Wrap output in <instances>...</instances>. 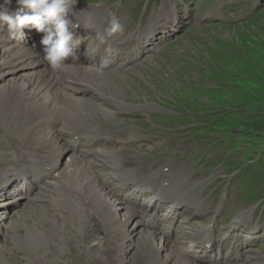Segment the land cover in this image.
Returning <instances> with one entry per match:
<instances>
[{
	"label": "rangeland",
	"instance_id": "rangeland-1",
	"mask_svg": "<svg viewBox=\"0 0 264 264\" xmlns=\"http://www.w3.org/2000/svg\"><path fill=\"white\" fill-rule=\"evenodd\" d=\"M83 3L88 4L87 8ZM78 4L83 5V9L90 11H93V6H97L96 12L99 11L102 21L108 24L111 15L115 14L124 26V33L119 34L118 39L128 36L137 29L147 27L152 19L154 22L157 17H160L158 13L162 8H172L177 11L178 19L165 25L168 27L162 26V28H166L165 34H159L158 30L161 27L157 30L156 41H153L152 44L149 43L151 45L150 52L142 55L131 65L123 66L117 70H104L106 73L119 72L121 75H125L123 79L117 77L113 82L104 85V89L110 88L111 94L118 97L120 101L147 107L121 112L113 108L108 101L98 99L97 102H93L94 105L101 103L102 108L106 109L110 116L107 117L108 121L104 120V123L98 124L94 130H104L105 132H100L105 135H108V132L110 135H117L119 141L113 138V141L117 142L102 147L109 146L110 150L125 148L118 156L122 171L127 168L146 177L152 175L156 178L157 176L158 178L154 181L160 186L164 182V175L171 173L172 168V173L178 178L176 184L189 187L196 185V189L193 190L194 199L190 193V203H198L201 206V212L197 219L195 218L196 220L191 222L190 229H193L192 225L199 229L197 232L211 227L216 218L218 222L215 227L217 229L222 228V225L226 226L229 208H231V213L250 211L251 218L244 231V227L234 234H230L228 231L226 247L221 245L226 234L223 232L218 235L215 232L220 242L217 241L212 256L217 254L219 262L227 261V264H264V212L255 211V207L239 208L240 200L234 192L231 193L230 198H227L230 191L235 189V181L230 182L231 177L224 178L223 176L224 166L227 175L237 171L243 176L246 169L249 172L254 171L261 163L255 156L262 140H264V0H78ZM7 34L6 30L3 36L9 43L17 42L20 45L15 38H11ZM29 34L32 36L31 33ZM31 36L28 37L29 40ZM7 75L8 73L1 77H7ZM108 77L113 79L110 74ZM1 83L2 79L0 78ZM87 94V92L81 93V95L77 93L72 96L82 104L80 106L82 111L91 108L90 105L84 103L87 101L84 100L88 97ZM74 99L70 103H74ZM197 124L208 126L211 132L200 129V134L195 136ZM202 132L206 134V139L203 141H201ZM119 133L122 137L118 135ZM191 137L197 143L188 141ZM144 138H147L149 143L145 142ZM69 139L70 136L66 134L64 137L66 142L63 141V144L69 145V142L67 143ZM126 139L132 140L126 141ZM21 144L30 145L31 143L24 144L19 137L8 135L0 128V146L2 147L0 149H3L0 151V165H10L13 161L23 158L25 156L23 152L30 151L27 147L23 148L24 146ZM221 145H225L226 151ZM158 146L159 149H157ZM16 150L19 154L16 153ZM3 154L5 155L2 157ZM65 158L66 155L63 156V160L59 164V172L64 168L62 162L66 160ZM253 160L256 162L249 165ZM88 161L104 165L103 167L107 171L102 173V176H105L108 181L115 179L112 178L115 176L114 173L107 167L108 163L101 162L94 156L87 158L85 163ZM142 165H145L144 170L141 168ZM146 165H148L147 172H145ZM22 166L24 165L22 164ZM127 169L125 171H128ZM49 176L46 180L49 179ZM189 177L193 179L187 182ZM22 180L19 178L7 190H0V195L3 196L0 197V204L3 205L0 206V216L5 217L7 222H16L27 209L32 212L38 211L37 208L40 204L31 197L33 192L28 191L31 199L26 200L20 199L21 192L15 194L24 190L22 187L24 181L23 184H19ZM244 189L249 193L245 202H248L250 196L257 193L264 197V182H261L260 179L255 180L251 186ZM104 190L108 194V189ZM120 192V197L123 193L127 194V191L120 190ZM36 195L37 193L34 192L32 196L36 197ZM130 197L134 199L136 195ZM124 198L129 200L127 195ZM21 202L22 204H20ZM71 203V201L60 203L61 209L67 214H65L66 218L71 219L70 223L59 228L62 236L50 238L48 243H51V249L43 253H51L43 256L38 263L34 264H97L92 260L95 256L108 255L111 259V256L114 255L115 251L110 250L109 253H106V250L101 247L102 243H99V241H103L106 234L99 236L100 238L97 236V239L93 238L94 241L91 243L98 240L99 244H93L88 248V254H84L83 251L88 242L83 241L82 237H87L95 232L90 228H82L79 223L81 215L79 217L76 210H72L75 205L72 203L73 206ZM161 203L163 205L161 204L157 211L150 213L156 216H166L164 210L169 202L164 200ZM125 204L133 209L136 221L144 220V215L139 213L138 206L133 207L131 201L125 202ZM185 209L189 210L185 206L184 210L181 209L182 211L179 213L180 208H175L173 216L177 219L179 214L180 219L187 220V224H189L190 217L184 214ZM50 211L53 213L52 210ZM69 213L71 214L69 215ZM15 215L18 216L13 219ZM123 215L125 212H122L121 216ZM76 219H78L77 222ZM122 220L118 225V229L121 230L126 229ZM26 222L33 224L32 218H27ZM134 222L132 221V225ZM44 223L46 222L44 221ZM251 226H258V228L251 232ZM158 228L159 230L155 227L153 229L142 227L145 231H155L154 242L157 245L160 244L157 247L161 249L165 230L160 231L161 228ZM21 229L24 228H19L17 232ZM136 229H141V226L138 225ZM173 237L170 238L171 241ZM108 238L113 245L114 237L111 233L106 239ZM3 239L7 240L8 238L5 236ZM185 240L183 235L181 242ZM129 241L132 240L126 241L124 249L127 250V254L122 258L121 264H135L139 259L145 258L144 254L139 255V251L136 252L139 241L131 243L136 250L132 247L128 251ZM4 244L8 246L4 255L10 264H27L26 256L31 255L30 252L23 248L21 250L22 246L13 245L12 240ZM43 244H40L35 252H38ZM61 244L63 251L60 256L56 254L55 247H59ZM248 244H252V246L246 247ZM108 245L110 247V244ZM13 246L15 247L13 248ZM178 246L187 249L185 245ZM195 252L199 254V251ZM224 252L228 255L226 256ZM35 254V256L38 255ZM133 254L134 256H132ZM162 254L164 253L162 252ZM119 258L121 257L119 256ZM188 258L191 259L189 255ZM36 259L38 260V257ZM209 259L214 261L215 258ZM190 262L193 261L190 260ZM205 263L198 261L196 264ZM165 264L174 263L169 260Z\"/></svg>",
	"mask_w": 264,
	"mask_h": 264
},
{
	"label": "bare ground",
	"instance_id": "bare-ground-1",
	"mask_svg": "<svg viewBox=\"0 0 264 264\" xmlns=\"http://www.w3.org/2000/svg\"><path fill=\"white\" fill-rule=\"evenodd\" d=\"M13 4H16V0H12L11 5ZM74 12V16L70 18L74 22H77L78 25L92 24V20L88 18L90 16L101 18L100 15L83 8L78 10L74 9ZM158 14L160 17L154 18V22H150L146 32L147 39L155 33L156 28L159 29L169 21L178 19L177 11L172 8H162ZM1 31L5 32L6 29L0 27V33ZM23 32L24 37L20 36L18 31L15 33L22 41L20 45L17 42L9 43L3 35H0V78L2 79V83L0 84V128L8 135L15 136L16 138L19 137L24 144L31 143L30 145L21 144L24 146L23 148L27 147L30 151L26 153L20 149L25 156L13 161L16 164L12 162L10 165H0V190H7L8 187L13 185L15 180L19 178L20 180L23 179L19 184H23L24 181L22 185L24 190L18 191L15 194L17 195L21 192L22 197L20 199L23 200L31 199V197L35 198L34 200L40 205L37 208L38 211L34 210L32 212L30 209H27L24 214L18 217L16 222H7L5 217L0 216V264H10L6 255H4V252L8 250V246L4 243L11 242V240L13 245L22 246L20 249L23 248L31 253V255L26 256L27 264L38 263L40 258L51 253H43L51 249V243H48L50 238L62 236L59 228L64 225L67 226L71 220L66 218V213L61 209L60 203L62 201H71L75 205V208L72 210L75 209L79 217L81 215L79 223L82 228H90L95 232L87 237H82L83 241L88 242V245L84 248V254L87 253L88 248L93 244L99 243H102L101 247L103 250H106V253H109L110 250L115 251L111 259H109L108 255L104 257L95 256L92 260L93 262L96 261L97 264H121L122 258L127 254L124 246L128 239L132 240L127 244L128 251L134 247L131 244L132 242L139 241L136 246L138 249L136 252L139 251V255H145L144 259H139L135 264H165L169 260L174 264L198 263L197 260L194 261V259L188 258L191 249H198V246L203 247V251L206 248L212 249L215 243V232L219 234L218 230L214 231L213 228H204L198 231L193 237L192 244L194 245L189 249H186V247L180 248L178 245H183L184 242L176 244L168 236L163 234L162 247L158 249L157 246H160V244L157 245L154 242L156 238L155 231H145L142 227L153 229L154 226H157L154 221L161 220V218L147 213L143 221H136L134 219L136 214L133 213V209L117 197L118 190L115 192L109 190L108 194L105 192L104 189H109L111 182L102 176V173L107 171L104 169V165L91 161L85 163V160L89 158L87 157L88 155L94 156L101 162L108 163L109 166L107 167H110L115 172V176L122 183L133 182V184L141 188L152 187L153 198L157 201L168 199V205L173 203L174 206L181 205V208L188 205L196 206V203H190L192 189L187 188L182 190V188L177 186V175L170 173L165 176L163 186H155L153 183L154 180L151 181L152 178H137L139 174L136 171L131 172L127 168L125 170L127 169L128 171H120V165L115 163V159L118 158L125 148L110 150L109 146L102 147L106 145L104 143L105 140L111 139L109 136L110 132L107 133L108 135L106 137H102L100 131H105H96L94 129L98 127V124L102 125L104 120L107 119L108 121L110 113L102 108L101 103L94 105V101L97 102L98 99L101 101L106 100L113 108L121 112L147 107L145 105L135 106L136 104L120 101L118 97L111 94L110 88L107 87V89H104V85L113 82L117 77L123 79L125 75H121L119 72H104V75L99 76L92 67L71 66L73 64H67L62 69L54 70L42 60L40 50H34L29 47L31 39L35 38L34 31H26L24 28ZM29 36H31L30 40L28 39ZM40 39L41 37L37 36L33 40V43L36 40L40 41ZM6 73H8L7 77H1ZM108 74L113 79H110ZM85 92L88 93V97L84 99L87 100L84 103L85 105H90L91 108L87 111H82L80 109L82 104L72 96L77 95V93L81 95V93L84 94ZM72 99H74V103H70ZM57 129L60 130L58 131ZM66 134L70 136V139L72 136L77 138V140H72L71 147L65 145V143L63 144ZM118 135L122 137L120 133ZM82 138L86 141V150H82L81 152L78 150V153H76L73 150L74 145L76 142H81L80 139ZM114 139H117V135L114 136ZM144 139L145 142L147 141L149 143L147 138ZM127 140L130 141L132 139ZM142 145L144 146V144ZM16 153L19 154L17 150ZM64 155H66V160L62 162L64 168L59 172V164L63 160ZM141 168L144 170L145 165H142ZM136 170H138V167H136ZM147 171L148 165H146L145 172ZM48 173L50 174L48 180L40 179V175L47 176ZM37 190L39 191L37 192ZM28 191L33 192V194L36 192V197H34L35 195L32 196L33 194L30 197ZM43 192L45 193L43 194ZM0 197L3 196L0 195ZM0 206L3 205L0 204ZM200 207L197 204L196 208L199 214L201 212ZM122 212H125V215L121 216ZM184 214L190 217V219L197 216V214H191L190 210H186ZM74 215L76 214L74 213ZM17 216L15 215L13 219ZM169 216L170 213L166 216L167 219H170ZM75 217L78 218L77 215ZM27 218H32V225L26 222ZM78 219H76V222ZM248 219L249 212L248 214L237 217L233 223L240 221L247 222ZM121 220L126 226V229H118ZM132 221H135L133 225ZM161 224H166V221L164 219L161 220ZM161 224H158V226ZM138 225L141 226V229H136ZM19 228L24 229L17 232ZM45 229H48V231H45ZM177 231L175 230V232ZM109 233L114 237L112 240L113 245H111L109 238L106 239ZM103 234L106 235L102 242L99 241L98 243L97 240L91 243L94 241L93 238L97 239V236L100 238L99 236ZM5 236L8 238L7 240L3 239ZM181 239H183V235ZM40 244L43 245L38 252H35V249ZM108 244H110V247H108ZM62 246L61 244V246L55 247L56 254L60 256L63 251ZM35 253L38 255L35 256ZM37 257L38 260L36 259ZM201 258L207 259L206 261L210 264H227V261H224V263H219L216 259L211 261L206 255ZM190 260L193 262H190Z\"/></svg>",
	"mask_w": 264,
	"mask_h": 264
},
{
	"label": "clouds",
	"instance_id": "clouds-1",
	"mask_svg": "<svg viewBox=\"0 0 264 264\" xmlns=\"http://www.w3.org/2000/svg\"><path fill=\"white\" fill-rule=\"evenodd\" d=\"M78 0H16L17 8H11L12 0L0 3V27L5 25L15 34L17 31L24 37L23 29L27 26L36 32L43 33L40 44L43 46V57L54 70L62 69L71 59H79L78 49L83 42L75 32L74 7ZM124 33V26L119 18L112 14L108 27L97 33L100 44L108 38ZM105 56L95 66L97 75H104V70L112 64V59L119 54V49L108 46Z\"/></svg>",
	"mask_w": 264,
	"mask_h": 264
},
{
	"label": "trees",
	"instance_id": "trees-1",
	"mask_svg": "<svg viewBox=\"0 0 264 264\" xmlns=\"http://www.w3.org/2000/svg\"><path fill=\"white\" fill-rule=\"evenodd\" d=\"M263 127H264V124H263Z\"/></svg>",
	"mask_w": 264,
	"mask_h": 264
}]
</instances>
